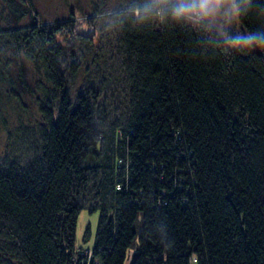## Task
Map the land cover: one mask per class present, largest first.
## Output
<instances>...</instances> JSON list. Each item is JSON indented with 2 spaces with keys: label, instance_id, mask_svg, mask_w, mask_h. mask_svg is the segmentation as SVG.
<instances>
[{
  "label": "trees",
  "instance_id": "1",
  "mask_svg": "<svg viewBox=\"0 0 264 264\" xmlns=\"http://www.w3.org/2000/svg\"><path fill=\"white\" fill-rule=\"evenodd\" d=\"M192 2L128 0L113 13L123 124L98 107L102 87L70 94L58 39L95 43L73 19L0 35V56L26 57L52 86L42 151L0 163V238L12 260L264 264V0H235L251 44L194 21ZM88 191L101 215L85 255L77 221Z\"/></svg>",
  "mask_w": 264,
  "mask_h": 264
},
{
  "label": "rangeland",
  "instance_id": "2",
  "mask_svg": "<svg viewBox=\"0 0 264 264\" xmlns=\"http://www.w3.org/2000/svg\"><path fill=\"white\" fill-rule=\"evenodd\" d=\"M127 1L0 0V35L32 25L41 28L73 19L76 31L94 36L95 43L86 48L78 35L68 33L58 39L70 94L75 100L90 86L96 90L102 87L98 107L109 125L123 124L128 117L126 73L122 67L123 47L112 16L124 9ZM204 13L221 37L227 39L232 33L238 40L251 44L239 21L235 0H207ZM7 52L0 56V163L6 158L25 163L42 151V132L47 123L41 104L52 86L26 57ZM74 61L78 72L71 76ZM87 196L77 221L76 252L79 254L92 252L101 215L100 210H92L94 192L88 191ZM9 242L0 238L1 263L20 264L5 253Z\"/></svg>",
  "mask_w": 264,
  "mask_h": 264
},
{
  "label": "flooded vegetation",
  "instance_id": "3",
  "mask_svg": "<svg viewBox=\"0 0 264 264\" xmlns=\"http://www.w3.org/2000/svg\"><path fill=\"white\" fill-rule=\"evenodd\" d=\"M206 1L207 0H193V2L189 4V11L193 16L192 19L194 21L205 20L209 24V26L212 27L208 16L204 13Z\"/></svg>",
  "mask_w": 264,
  "mask_h": 264
},
{
  "label": "water",
  "instance_id": "4",
  "mask_svg": "<svg viewBox=\"0 0 264 264\" xmlns=\"http://www.w3.org/2000/svg\"><path fill=\"white\" fill-rule=\"evenodd\" d=\"M187 9H189V3H187Z\"/></svg>",
  "mask_w": 264,
  "mask_h": 264
},
{
  "label": "built area",
  "instance_id": "5",
  "mask_svg": "<svg viewBox=\"0 0 264 264\" xmlns=\"http://www.w3.org/2000/svg\"><path fill=\"white\" fill-rule=\"evenodd\" d=\"M83 254H84V253H83ZM86 254H88V253H86ZM86 254H85V255H86ZM89 254H90V253H89Z\"/></svg>",
  "mask_w": 264,
  "mask_h": 264
}]
</instances>
